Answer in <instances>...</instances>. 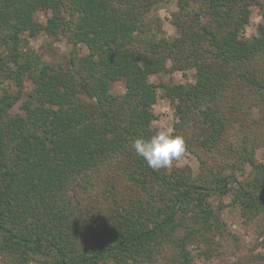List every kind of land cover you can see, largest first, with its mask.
Instances as JSON below:
<instances>
[{"label": "trees", "instance_id": "16d2710c", "mask_svg": "<svg viewBox=\"0 0 264 264\" xmlns=\"http://www.w3.org/2000/svg\"><path fill=\"white\" fill-rule=\"evenodd\" d=\"M161 1L0 0V264H192V245L225 234L210 198L232 193L243 216L264 212V162L248 141L225 136L241 111L250 131L237 121L239 131L258 138L264 19L245 39L254 0H177L169 39L146 22ZM40 34L86 53L53 68L29 46ZM189 69L193 84L159 87L173 136L214 156L211 165L199 157L196 177L188 167L153 170L132 147L156 135L150 77ZM244 163L252 176L239 182Z\"/></svg>", "mask_w": 264, "mask_h": 264}, {"label": "rangeland", "instance_id": "374dc122", "mask_svg": "<svg viewBox=\"0 0 264 264\" xmlns=\"http://www.w3.org/2000/svg\"><path fill=\"white\" fill-rule=\"evenodd\" d=\"M177 0H162L158 6H155L146 17V22L150 29L160 27L161 35L166 38H174L177 35L173 21L175 19V13H177ZM198 5L195 4V7ZM37 18L44 22L46 14L43 12L38 13ZM264 19V0H254L250 7L249 21L244 28L243 37L249 39L256 34L257 25ZM29 46L34 53L39 55L43 62L51 65L53 68L64 67L68 58V54H77L82 56L86 53L83 46L73 47L68 44L66 37L63 35H57L56 38L49 37L45 34H40L37 37L29 40ZM170 66V62L167 63V67ZM194 69L185 71H172L161 72L157 75L151 76L150 81L157 86V101L152 107V111L155 115V120L152 122V129L155 134L159 132H167L173 136V123L175 117L173 113L172 102L164 96V91L159 85L169 84H193L194 83ZM3 86L9 90V92H15V87L11 82L4 81ZM31 88L29 81L24 82V92H28ZM113 92L116 94L124 93V85L122 82H115L113 85ZM24 99V97L19 101ZM17 104L13 111L17 112ZM263 107V106H260ZM241 111H236L235 116H232L231 122L225 136L227 141L231 145L237 146L243 140L248 141L251 147V154L253 161L257 163L264 162V110L259 107L252 108L251 118L258 122L253 128L257 130L258 138L252 141L249 139L242 130L239 131L241 126L248 128L249 123L246 119L242 118L239 114ZM234 117V118H233ZM238 118V119H236ZM242 118V119H241ZM239 121V123L237 122ZM260 124H263L262 126ZM239 127V129H238ZM242 129V128H241ZM250 131V130H249ZM186 136V134H185ZM243 139V140H242ZM185 140V139H184ZM242 140V141H241ZM185 143L186 140H185ZM198 152L194 149V152ZM198 155V156H197ZM199 157L211 165L213 162V155H199L190 153L186 150L185 155L179 161H175L170 168H183L188 167L193 177H196L200 170ZM251 165L244 163L239 169L235 170L236 180L239 182L245 181L252 176ZM235 184H232L234 187ZM232 193L223 197H212L209 199V203L216 210H219V216L221 222L225 226L224 237H220L215 234L213 238V245L211 246H197L192 245L190 247V257L192 264H261L260 257L264 256V212L259 215L248 218L241 214L240 208L237 204L231 202ZM256 257V258H255ZM158 259V257H157ZM156 260L153 264L157 263Z\"/></svg>", "mask_w": 264, "mask_h": 264}, {"label": "clouds", "instance_id": "9594fccd", "mask_svg": "<svg viewBox=\"0 0 264 264\" xmlns=\"http://www.w3.org/2000/svg\"><path fill=\"white\" fill-rule=\"evenodd\" d=\"M133 149L153 170L170 168L175 161H179L186 153V143L182 136L169 135L159 132L149 139L137 138Z\"/></svg>", "mask_w": 264, "mask_h": 264}]
</instances>
